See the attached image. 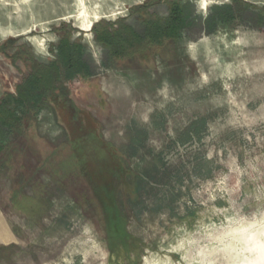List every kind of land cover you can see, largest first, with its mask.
<instances>
[{
    "label": "rangeland",
    "instance_id": "374dc122",
    "mask_svg": "<svg viewBox=\"0 0 264 264\" xmlns=\"http://www.w3.org/2000/svg\"><path fill=\"white\" fill-rule=\"evenodd\" d=\"M150 1L0 0L1 90L25 70L15 51L55 58L62 23L93 74L0 158L16 237L0 264H264L251 250L264 242V0H190L168 48L108 60L93 24L126 17L142 32L133 8Z\"/></svg>",
    "mask_w": 264,
    "mask_h": 264
},
{
    "label": "trees",
    "instance_id": "16d2710c",
    "mask_svg": "<svg viewBox=\"0 0 264 264\" xmlns=\"http://www.w3.org/2000/svg\"><path fill=\"white\" fill-rule=\"evenodd\" d=\"M161 1L167 6L165 17L150 10ZM192 11L190 0H152L133 8L132 14L143 24L142 32L128 23L126 17L100 20L91 30L94 41L106 51L108 60L120 63L141 57L148 51L168 48L189 26ZM232 18L233 6L222 9L216 17L219 21ZM77 30L65 23L55 29L59 41L55 47L56 56L51 61H39L31 51H15L9 55L11 60L22 61L25 70L21 72L14 93L3 90L0 97V158L16 151L19 139L43 104L57 107L59 103H69L70 82L93 75L84 59L85 46L81 37L73 38Z\"/></svg>",
    "mask_w": 264,
    "mask_h": 264
},
{
    "label": "crops",
    "instance_id": "0c3cea01",
    "mask_svg": "<svg viewBox=\"0 0 264 264\" xmlns=\"http://www.w3.org/2000/svg\"><path fill=\"white\" fill-rule=\"evenodd\" d=\"M2 93L3 90L0 88V97ZM15 238L14 227L0 207V246L13 245L15 243Z\"/></svg>",
    "mask_w": 264,
    "mask_h": 264
},
{
    "label": "bare ground",
    "instance_id": "6f19581e",
    "mask_svg": "<svg viewBox=\"0 0 264 264\" xmlns=\"http://www.w3.org/2000/svg\"><path fill=\"white\" fill-rule=\"evenodd\" d=\"M83 15V14H82ZM97 18H98V16L97 15H95V16H93L91 19H88V20H86L84 23H83V25H82V28L84 29V30H89L90 28H91V26H92V23L95 21V20H97ZM264 233V232H263ZM259 234V233H258ZM253 238H254V236H253ZM255 240L256 239H259L258 238V236H255V238H254ZM261 240V239H260ZM253 241V240H252ZM259 241V240H258ZM258 243V242H257ZM247 247V246H246ZM235 250V249H234ZM253 252H259L260 253V255L258 256L259 257V260H261V261H264V242L261 244V245H259V244H257V245H255V246H253L252 247V249H251ZM243 251V250H242ZM251 257V256H250ZM253 259H255V258H253ZM253 261V260H252ZM254 261H256V260H254ZM257 262V261H256ZM254 264V263H253Z\"/></svg>",
    "mask_w": 264,
    "mask_h": 264
}]
</instances>
